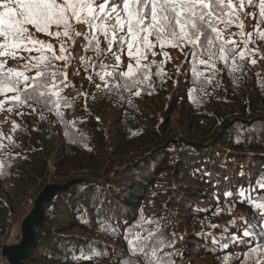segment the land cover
<instances>
[{"label": "trees", "instance_id": "trees-1", "mask_svg": "<svg viewBox=\"0 0 264 264\" xmlns=\"http://www.w3.org/2000/svg\"><path fill=\"white\" fill-rule=\"evenodd\" d=\"M258 5L255 0L246 8L255 19H244L245 32L252 33L248 49L256 51L237 58L242 67L235 71L232 59L227 66L217 60L213 76L199 59L166 47L180 61L166 60L157 75L156 64L164 57L150 56L156 64L139 89L98 91L86 78L91 66L86 72L80 63L96 54L77 38L61 95L70 102L77 92L87 97L78 96L68 107L61 101V116L40 105L35 112L26 106L9 112L4 105L0 235L9 217L24 214L47 182L80 175L100 179L117 168L105 183H75L44 204V224L35 228L37 243L26 264H264V251L250 253L264 244L261 210L253 207L264 203V39L256 27L264 18ZM77 31L87 29L78 25ZM38 38L58 52L55 39ZM242 49L243 43L237 51ZM20 63L9 59L7 66ZM105 63L114 60L107 57ZM128 63L125 50L124 69ZM137 90L140 94H133ZM217 204L226 211L213 215ZM258 222L253 235L244 237L245 227ZM128 240L139 245L135 253ZM0 264L9 263L2 258Z\"/></svg>", "mask_w": 264, "mask_h": 264}, {"label": "snow or ice", "instance_id": "snow-or-ice-1", "mask_svg": "<svg viewBox=\"0 0 264 264\" xmlns=\"http://www.w3.org/2000/svg\"><path fill=\"white\" fill-rule=\"evenodd\" d=\"M254 5L255 0H0V96L4 97L0 99V110L7 104L9 112L25 106L35 112L40 105L49 112L56 110V115L61 116V101L68 107L78 96L87 97L88 93L77 92L70 102L61 95V90L68 87L67 74L73 62L71 52L77 38L85 40L86 48L96 54L95 59L81 57L80 63L86 72L91 66L92 71L86 78L98 91L139 89L149 81L150 69L156 64L150 56L164 57L156 64L157 75L161 74L164 62L171 59L166 47L199 59L213 76L217 60L227 66L232 59L235 71L242 67L235 63L237 58L243 61L256 51L248 49L252 33L244 30V19L248 16L255 19V14L247 12L246 8ZM258 7L259 16L264 18V0H259ZM261 24L264 19L258 20L256 25L259 37L264 39V31L259 30ZM78 25L85 26L87 31H77ZM232 26L239 31L230 32ZM38 34L55 39L59 44L58 52L55 45L38 38ZM241 43L244 49L237 51ZM157 47L159 53L155 50ZM125 50L129 59L126 69L122 66ZM202 56L207 59H200ZM107 57L114 63H105ZM9 59H18L21 63L8 67ZM57 61H62L63 67ZM251 63L255 64L256 60ZM193 73L202 75L195 68ZM17 115L23 113L17 111ZM40 118L43 119V114ZM16 127L13 122V131ZM230 195L225 193L226 197ZM240 195H244L243 190ZM231 207L234 205H229ZM253 207L261 210L259 221L264 222V203ZM224 211L226 209L217 204L213 215ZM258 226H261L259 222L248 224L243 236L253 235L252 229ZM261 235L264 238V227ZM128 244L133 253L139 248L138 244L132 247V240H128ZM258 249L264 251V244L251 248L250 253ZM155 254L156 249H153L152 255Z\"/></svg>", "mask_w": 264, "mask_h": 264}, {"label": "water", "instance_id": "water-1", "mask_svg": "<svg viewBox=\"0 0 264 264\" xmlns=\"http://www.w3.org/2000/svg\"><path fill=\"white\" fill-rule=\"evenodd\" d=\"M114 168L107 176L98 179L91 175H80L71 178L64 183L48 182L36 195L29 211L20 222V240L18 243L10 245L0 244V257L4 258L9 264H26L24 259L30 256L37 243L36 227L44 224L45 210L44 204L60 191L68 190L73 184L78 182H97L105 183L115 172Z\"/></svg>", "mask_w": 264, "mask_h": 264}, {"label": "rangeland", "instance_id": "rangeland-1", "mask_svg": "<svg viewBox=\"0 0 264 264\" xmlns=\"http://www.w3.org/2000/svg\"><path fill=\"white\" fill-rule=\"evenodd\" d=\"M169 55L171 57V59H169L170 62L177 63V62L180 61L176 53H171ZM114 168H116V167H114ZM109 173H107L103 177L107 176ZM29 209L24 214H22L21 216L20 215H15V216L11 215L9 217V220L11 221V223H9V226L6 227V229L4 230V233L2 235H0V244L1 245H4V244L10 245V244H14V243H18L19 242V240H20V222H21L22 218L25 216V214L29 211ZM1 259L2 258L0 257V261H1Z\"/></svg>", "mask_w": 264, "mask_h": 264}, {"label": "bare ground", "instance_id": "bare-ground-1", "mask_svg": "<svg viewBox=\"0 0 264 264\" xmlns=\"http://www.w3.org/2000/svg\"><path fill=\"white\" fill-rule=\"evenodd\" d=\"M7 239V238H6Z\"/></svg>", "mask_w": 264, "mask_h": 264}]
</instances>
